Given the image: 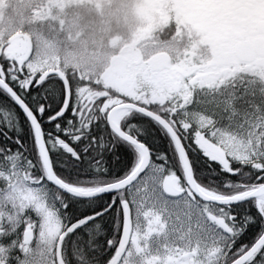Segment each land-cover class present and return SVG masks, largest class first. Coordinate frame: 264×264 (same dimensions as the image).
<instances>
[{
  "label": "snow or ice",
  "instance_id": "snow-or-ice-1",
  "mask_svg": "<svg viewBox=\"0 0 264 264\" xmlns=\"http://www.w3.org/2000/svg\"><path fill=\"white\" fill-rule=\"evenodd\" d=\"M0 264H264V68L113 94L0 44Z\"/></svg>",
  "mask_w": 264,
  "mask_h": 264
},
{
  "label": "rangeland",
  "instance_id": "rangeland-1",
  "mask_svg": "<svg viewBox=\"0 0 264 264\" xmlns=\"http://www.w3.org/2000/svg\"><path fill=\"white\" fill-rule=\"evenodd\" d=\"M80 2L63 12L62 0H0V44L10 42L21 57L34 49V60L40 63L76 68L88 81L132 95L143 91L133 82L137 77L145 76L152 84L148 92L155 93L190 71L216 70L206 38L210 24L196 20L200 0ZM171 2L175 5L170 9ZM170 10L176 12L180 29L165 41L155 32L167 25ZM89 15L93 20L85 21ZM160 53L171 58L164 70L150 64Z\"/></svg>",
  "mask_w": 264,
  "mask_h": 264
},
{
  "label": "flooded vegetation",
  "instance_id": "flooded-vegetation-1",
  "mask_svg": "<svg viewBox=\"0 0 264 264\" xmlns=\"http://www.w3.org/2000/svg\"><path fill=\"white\" fill-rule=\"evenodd\" d=\"M200 1L196 20H207L210 24L205 34L209 51L212 50V66L217 68L224 61L241 59V50L247 46L251 50V62L264 68V0ZM174 5L171 2L168 8ZM167 20L162 28L177 24V30L180 29L176 12L170 10Z\"/></svg>",
  "mask_w": 264,
  "mask_h": 264
},
{
  "label": "trees",
  "instance_id": "trees-1",
  "mask_svg": "<svg viewBox=\"0 0 264 264\" xmlns=\"http://www.w3.org/2000/svg\"><path fill=\"white\" fill-rule=\"evenodd\" d=\"M70 3L72 4L73 2H70ZM93 18H94L93 15H89V16L85 17L84 19H85V21H90V20H93ZM174 29H175V27L173 29L167 28L165 30H161V31L158 32V36L161 39H163V40L168 39L169 37H171L173 35ZM65 72L68 73V74H71L74 78L78 77L81 80L88 81V80H86L85 78H83L80 75V72L76 68L69 67V68L65 69ZM134 81H139V88H141V90H143V91H140L141 93L142 92H148L149 89L151 88V85H152L151 82H149V86L147 87V85H146L145 81L143 80V78H142V80L140 78H137V79H134ZM88 82H89V85H96L100 91L110 92V93H113V94L120 93L118 90H116L114 88H111V87L110 88H106V87H104L101 83H96V82H92V81H88Z\"/></svg>",
  "mask_w": 264,
  "mask_h": 264
},
{
  "label": "water",
  "instance_id": "water-1",
  "mask_svg": "<svg viewBox=\"0 0 264 264\" xmlns=\"http://www.w3.org/2000/svg\"><path fill=\"white\" fill-rule=\"evenodd\" d=\"M251 50L250 49H245L244 53H245V59L246 60H251L252 58H249ZM169 57L165 54H161L159 57H157L154 61H153V66L158 68V69H163L165 67H167L168 63H169ZM61 71V70H59ZM62 72V71H61Z\"/></svg>",
  "mask_w": 264,
  "mask_h": 264
}]
</instances>
